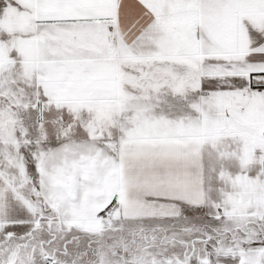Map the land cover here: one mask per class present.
I'll list each match as a JSON object with an SVG mask.
<instances>
[{"label": "snow or ice", "instance_id": "obj_1", "mask_svg": "<svg viewBox=\"0 0 264 264\" xmlns=\"http://www.w3.org/2000/svg\"><path fill=\"white\" fill-rule=\"evenodd\" d=\"M0 264H264V0H0Z\"/></svg>", "mask_w": 264, "mask_h": 264}]
</instances>
